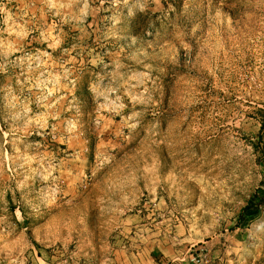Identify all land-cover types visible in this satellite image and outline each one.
Masks as SVG:
<instances>
[{
    "label": "rangeland",
    "instance_id": "obj_1",
    "mask_svg": "<svg viewBox=\"0 0 264 264\" xmlns=\"http://www.w3.org/2000/svg\"><path fill=\"white\" fill-rule=\"evenodd\" d=\"M264 0H0V264H264Z\"/></svg>",
    "mask_w": 264,
    "mask_h": 264
},
{
    "label": "trees",
    "instance_id": "obj_2",
    "mask_svg": "<svg viewBox=\"0 0 264 264\" xmlns=\"http://www.w3.org/2000/svg\"><path fill=\"white\" fill-rule=\"evenodd\" d=\"M263 196H257L256 194L249 198L247 204L243 207L241 211V219L244 220L247 217H255L259 214L261 209V204L263 203Z\"/></svg>",
    "mask_w": 264,
    "mask_h": 264
}]
</instances>
